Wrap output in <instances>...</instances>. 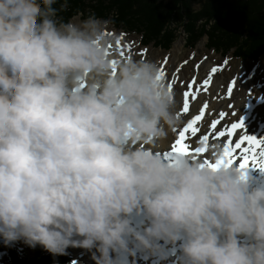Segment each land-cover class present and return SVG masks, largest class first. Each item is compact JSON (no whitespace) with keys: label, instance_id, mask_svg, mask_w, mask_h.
Instances as JSON below:
<instances>
[{"label":"clouds","instance_id":"clouds-1","mask_svg":"<svg viewBox=\"0 0 264 264\" xmlns=\"http://www.w3.org/2000/svg\"><path fill=\"white\" fill-rule=\"evenodd\" d=\"M55 2L0 0V242L93 264H164L170 248L175 264H264V184L157 155L181 124L158 64L117 56L93 16L58 22Z\"/></svg>","mask_w":264,"mask_h":264},{"label":"trees","instance_id":"trees-1","mask_svg":"<svg viewBox=\"0 0 264 264\" xmlns=\"http://www.w3.org/2000/svg\"><path fill=\"white\" fill-rule=\"evenodd\" d=\"M57 2H64L66 8L61 11ZM53 7L58 22L79 14L93 16L136 34L145 46L165 50L174 38L166 29L179 17L193 45L206 37L208 47L222 56L232 51L239 60L256 62L264 55V0H56ZM28 249L29 253L5 249L6 264H72L68 250L53 257L39 246Z\"/></svg>","mask_w":264,"mask_h":264},{"label":"snow or ice","instance_id":"snow-or-ice-1","mask_svg":"<svg viewBox=\"0 0 264 264\" xmlns=\"http://www.w3.org/2000/svg\"><path fill=\"white\" fill-rule=\"evenodd\" d=\"M105 34L113 35L107 30ZM124 35L120 33L116 36L114 44L115 54L121 58L130 56L132 48L131 42L122 43ZM146 54V49L139 53L141 56ZM187 63V60L183 62V64ZM224 64L226 65L227 61ZM182 67L183 65H174L168 57H164L160 63L158 79L166 83L170 94H174L175 88L180 89L175 93V98L179 102L178 118H185L186 123L179 130L173 129V133H176L174 139L162 153L158 152L157 155L169 162L179 157H191L202 160L213 168L235 163L242 169L254 167L264 171V137L247 134L243 117L239 116L236 121L230 120V117L236 115L233 103L229 102L225 106L228 111L211 106L212 101H219L224 97L225 91L231 97L235 91L236 81L233 79L225 90H219L221 86L216 85L214 79L210 83V79L193 75L188 81H184L178 75ZM195 67L201 69L203 62ZM205 71L206 75H209L207 70ZM216 71L217 68H211L212 73ZM201 81H203L202 84ZM213 88L218 91H213ZM205 92L207 95L203 94ZM197 142L200 146H195ZM210 142L211 145L220 142L218 144H221L224 149V159L218 160L215 164L210 163L206 158Z\"/></svg>","mask_w":264,"mask_h":264},{"label":"rangeland","instance_id":"rangeland-1","mask_svg":"<svg viewBox=\"0 0 264 264\" xmlns=\"http://www.w3.org/2000/svg\"><path fill=\"white\" fill-rule=\"evenodd\" d=\"M57 3L61 11L66 8V4L64 2ZM88 17V15L81 16L79 14L71 17L68 22L79 23ZM174 20L175 21L171 20L170 27L168 26L166 29V32H168L169 35H174V38L172 39L173 41L169 45L168 50L154 47L152 44L145 46L141 43V38L136 34L124 33V31L113 27L108 20L98 21L103 22L106 30L115 32L117 36L120 33L125 34L124 36L126 42L124 43H132L131 53L133 57L137 59L147 58L153 60L159 67L164 57H168L174 65H183L181 71L178 73L181 80L188 81L193 75L197 77H204L205 79L212 77L215 82L221 86V90H225L226 86L234 79L236 81V95L232 97L233 103H236L237 101H244L245 97H248L250 94H252L251 98L254 101L259 100L260 96H264V55L256 62L251 60H239L234 54H232V51L227 53L226 56H222L220 53H217L208 47L209 45L206 37H202L193 45L194 41L187 36L189 35L191 37V34L188 31L187 32L189 34L185 32L186 30H184L182 22H180L181 19L176 17ZM191 27L189 26L190 29ZM198 29H200V27H198ZM178 43L183 45V47L177 48L178 50L175 51V46ZM145 49L147 50L146 56L139 55V53ZM189 57H192V59H189ZM186 60L188 63L183 64ZM225 61H227L226 65L224 64ZM201 62H203V67L201 69H197L195 66ZM213 67L217 68L215 73L211 72V68ZM205 70H207L209 75H206ZM202 82L203 81H201V84ZM179 91V88L174 89V93ZM0 248H2L1 250L3 252L0 253V264H6L8 261L5 254V249L7 248H15L18 250V253H29L27 246L23 245L21 242H17L11 247H6L2 244V242H0ZM69 249L73 253L75 260L74 264H93V261L87 262L85 259L79 258V256L77 257V248Z\"/></svg>","mask_w":264,"mask_h":264},{"label":"bare ground","instance_id":"bare-ground-1","mask_svg":"<svg viewBox=\"0 0 264 264\" xmlns=\"http://www.w3.org/2000/svg\"><path fill=\"white\" fill-rule=\"evenodd\" d=\"M109 32H112L115 37L117 36L115 34V32H113L111 30H109ZM124 42H126L125 36L123 38L122 43H124ZM182 47H183V45H181L180 43L176 44L175 51L178 50L177 48H182ZM126 55H128V53H126ZM130 56L133 57L132 53L130 54ZM208 78L210 79V83L214 79L212 77H208ZM214 82H215V80H214ZM215 84L218 85L216 82H215ZM219 90H221V87ZM213 91H218V89L213 88ZM203 94L207 95L206 92ZM234 95H236V86H235V91L231 94V97H229L227 92L225 91L224 97L221 98L219 101H215V100L212 101L211 106L213 108H219V109H224L225 111H228L225 108V106L229 102L233 103L232 97ZM174 97H175V93H174ZM251 97H252V94H250L248 97H245L244 101H240V102L237 101L236 103H233L235 105V108H236V115L230 117V120L236 121L237 120L236 118H238L239 116H242V115L246 116L247 115L248 117H247L246 121L244 122V127H245L246 133L249 135L254 134L257 137H264V96L263 95L260 96L259 102L254 101ZM175 99L177 101L178 108H179L178 99L177 98H175ZM180 120H181V124L179 127L176 128L177 130H179L183 126V124L186 123L185 118L182 117ZM260 126H263L262 130H260ZM175 135H176V133H173V132L171 133L167 144L164 146V148L161 150V152H163L168 147L169 142L174 139ZM217 143H220V142H217ZM195 146H200V145L197 142ZM210 146H211V142L209 144V147ZM255 175L259 177L260 181L261 180L264 181V171H261L259 168H257ZM90 255L91 254L89 252H87L83 249L77 248V253H76L77 257L79 256V258L85 259L87 262H90V261H92L90 258ZM167 255H168V260L165 261L164 264H175V257L177 255V251L174 254L167 253ZM134 261H135V264H150L153 261V259L145 260L141 256L136 255V256H134ZM156 264H158V263H156Z\"/></svg>","mask_w":264,"mask_h":264}]
</instances>
